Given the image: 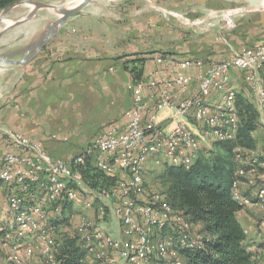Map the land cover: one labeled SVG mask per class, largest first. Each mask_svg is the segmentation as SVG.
I'll return each instance as SVG.
<instances>
[{"label":"built area","instance_id":"1","mask_svg":"<svg viewBox=\"0 0 264 264\" xmlns=\"http://www.w3.org/2000/svg\"><path fill=\"white\" fill-rule=\"evenodd\" d=\"M177 65L199 68L198 90L175 104L170 90L175 85L187 87L191 77L183 71L164 76L160 81L164 90L156 107H177L182 115L206 128L205 132H197L183 120L167 129L152 112L145 123L143 116L149 109L142 81L130 85L134 104L126 112L125 128L113 126L100 132L70 159L53 157L42 141L8 130L13 150L0 154V181L14 188L9 203L16 223L6 239H0V246L11 247L12 264H62L59 253L64 240L76 234L86 249L81 259L85 264H185L183 250L203 244V233L194 228V222L172 205L163 190L146 183V166L151 157L167 155L168 164L190 167L197 160L202 140L209 136L213 140L236 137L241 119L238 90L231 84L235 69L245 84L246 96L258 109L264 130V41L244 46L231 58L207 68L200 59L179 61ZM220 92L222 99L210 103L209 99ZM235 151L240 164L233 195L243 206H263L264 184L259 179L264 171V144L237 146ZM89 165L98 172L100 182L108 179L109 183L92 184L85 173ZM73 201L96 210V217L68 214L66 205ZM48 205L55 208L58 223L51 220ZM111 219L117 221L120 236L106 228ZM63 224L73 231L58 237L55 229ZM261 224L264 229V221ZM34 235L40 242L27 241ZM37 251L40 259L34 261Z\"/></svg>","mask_w":264,"mask_h":264},{"label":"crops","instance_id":"2","mask_svg":"<svg viewBox=\"0 0 264 264\" xmlns=\"http://www.w3.org/2000/svg\"><path fill=\"white\" fill-rule=\"evenodd\" d=\"M148 1L125 0L107 8L96 5L68 19L62 30L27 65L26 74L12 94L0 103V154L13 150L8 130L42 141L53 157L70 159L100 132L113 126L125 128L126 112L134 104L130 85L135 82L126 67L139 58L145 59L140 81L144 84L143 94L149 109L143 116L144 122L149 121V112H152L156 113V121L167 129L183 120L199 133L206 131L191 117L182 115L177 107H156L164 90L160 81L181 71L191 77L187 87L175 85L170 90L178 104L198 90L199 72L196 65L183 69L177 65L179 61L200 59L207 68L217 57L221 61L229 59L236 50L263 42L264 28L261 32L249 33V28L242 27L238 35L225 39V48H215L209 42L203 50L184 48L181 27L169 22L161 3ZM226 49L230 52L218 54L219 50ZM159 56L163 57L162 61ZM231 84L244 87L237 69ZM222 96V92L214 94L209 101L214 104ZM259 128L255 131L258 146L264 144V130ZM163 157L168 164V156ZM259 180L264 184V171ZM13 191L12 185L0 181V225L10 226L11 230L15 227V214L9 208ZM66 207V212L73 216L85 213L96 217V210L85 208L81 201L70 202ZM46 208L53 217V205ZM238 215L246 228L250 248L256 252L259 264H264V229L257 219L255 205H245ZM106 228L120 236L116 220H108ZM29 240L40 242L36 235ZM40 255L37 251L34 261Z\"/></svg>","mask_w":264,"mask_h":264},{"label":"trees","instance_id":"3","mask_svg":"<svg viewBox=\"0 0 264 264\" xmlns=\"http://www.w3.org/2000/svg\"><path fill=\"white\" fill-rule=\"evenodd\" d=\"M18 1L0 0V9ZM252 45L257 44L247 46ZM144 60L135 59L132 66L126 67L136 82L143 76ZM245 91L244 84L237 93L241 121L234 139H217L206 152L200 149L197 160L190 167L167 164L164 168L163 192L176 209L194 222V228L203 233L202 245L183 250L185 264H259L256 252L247 242L246 228L239 219L243 203L232 191L240 164L236 147L255 148L258 143L255 131L259 126V112ZM85 173L92 184L100 182L92 165ZM100 183L108 184L109 180L103 179ZM10 230V226L4 225L0 229V239H6ZM85 256L86 249L77 235L64 240L59 253L62 264H85L81 262Z\"/></svg>","mask_w":264,"mask_h":264},{"label":"rangeland","instance_id":"4","mask_svg":"<svg viewBox=\"0 0 264 264\" xmlns=\"http://www.w3.org/2000/svg\"><path fill=\"white\" fill-rule=\"evenodd\" d=\"M36 1L65 6H71L77 2V0ZM124 1L125 0H95L90 6L88 5L84 9L88 10L96 5L107 8ZM146 1L149 2L148 0ZM153 1L157 4L161 3L162 7L165 9V11H162L166 12L169 22H172L175 26L178 25L183 28V30L180 28V31H183L181 38L184 48L192 47L193 50H203L202 48H204L207 45V42H209L213 47L221 49L226 47L225 41L229 40L230 36L233 34L238 35V31L242 29V27L243 29L249 28V33L256 30L257 32H261L262 28H264V0ZM28 4L23 2L14 7L5 15V19L7 18V20L14 22L27 16L29 14L28 12L31 10ZM50 10L48 8L38 9L36 14L30 17L27 21L13 25L6 30L5 26L8 23L5 22V20L4 22H0V56L40 40L52 22L58 18L57 12L52 9ZM1 12L2 9H0V15ZM256 16L258 18L259 16L262 17L257 20ZM229 17L232 18V22H229ZM224 52L227 53L230 52V50H219L218 54ZM23 56L24 54L22 53L15 56V58L20 59ZM218 58L219 57H217L216 62L221 61V59L218 60ZM29 63L4 64L0 62V103L6 101V99L12 94L20 78L26 74L27 65ZM236 88L238 91L242 90L240 84H237ZM259 126L258 129H261ZM216 140L217 139L212 140L210 136L206 140H202L201 149L206 152L210 147L214 146ZM157 159L160 160V163L156 161ZM163 159V155L154 156L151 157L150 161L147 163L145 178L154 189L163 190L165 188L164 182L162 181V175L167 164ZM255 207L256 212H258L257 219L260 224L264 221V205L261 206L255 204ZM51 220L53 223H58L55 216L51 217ZM13 223H16L15 219L13 220ZM67 231L72 232L73 230L72 228L70 229L67 224H63L61 227H58V229H55V234L59 237L62 234H68ZM23 249V247L20 249L22 253ZM12 253L13 251L10 246H0V264H12L9 259V256Z\"/></svg>","mask_w":264,"mask_h":264},{"label":"water","instance_id":"5","mask_svg":"<svg viewBox=\"0 0 264 264\" xmlns=\"http://www.w3.org/2000/svg\"><path fill=\"white\" fill-rule=\"evenodd\" d=\"M93 0H80L76 2V4L71 6H65L55 3L43 2V1H36V0H20L9 6L2 9L0 15V22L6 20L5 15L8 14L10 10L14 7L20 5L23 2L33 4L29 14L23 18H20L14 22H10L6 25L5 30L9 27L21 24L27 21L30 17L36 14L38 9L41 8H48L52 9L57 12L58 18L52 22L48 30L45 32L43 37L33 43L27 44L26 46L14 50L10 53H6L3 56H0V62L4 64H27L33 60V58L49 43V41L54 38L64 27L66 22L72 16L81 12L86 6H88ZM24 54V56L20 59L15 58V56L19 54Z\"/></svg>","mask_w":264,"mask_h":264},{"label":"bare ground","instance_id":"6","mask_svg":"<svg viewBox=\"0 0 264 264\" xmlns=\"http://www.w3.org/2000/svg\"><path fill=\"white\" fill-rule=\"evenodd\" d=\"M78 1H80V0H77V2ZM28 4V3H27ZM29 6H30V8H32L33 7V4H28ZM67 6V5H66ZM69 6V5H68ZM50 10V9H49ZM51 11V10H50ZM29 13V12H28ZM6 17V16H5ZM4 22V21H3ZM5 22H7V23H10L11 21H9V20H7V18H6V20H5ZM6 25V24H5ZM6 27V26H5Z\"/></svg>","mask_w":264,"mask_h":264}]
</instances>
